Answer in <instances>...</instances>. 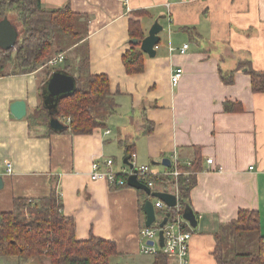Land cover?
Returning a JSON list of instances; mask_svg holds the SVG:
<instances>
[{
  "label": "crops",
  "instance_id": "obj_1",
  "mask_svg": "<svg viewBox=\"0 0 264 264\" xmlns=\"http://www.w3.org/2000/svg\"><path fill=\"white\" fill-rule=\"evenodd\" d=\"M40 1L44 10L68 3L87 21L85 37L63 54L72 55L74 63L88 55L89 72L109 78L116 108L105 126L91 133L48 132L43 116L35 121L32 115L41 104L39 89L49 68L23 74L9 68L10 74L0 77V213L12 209L14 198L47 197L53 182L61 212L75 220L78 239L92 233L114 241L117 255L111 264H152L153 257L140 252L139 235L145 222L141 205L150 197L129 185L114 188L104 179L91 180V163L103 166L111 158V169L121 172L130 167L124 159L130 163L134 152L136 164L164 177L199 151L201 168L188 200L194 225L182 210L192 231L187 264H218L216 233L240 209L257 211L264 236V93H253L249 75L236 66L249 60L264 71V0ZM160 15L165 18L156 55L141 51L142 72L128 74L122 55L132 44L130 21L146 35ZM184 44L188 47L181 53ZM176 68L182 75L172 86ZM230 71L233 82L226 84L221 74ZM17 100L26 104L20 119L10 112ZM225 101L240 103L241 110L224 111ZM209 157L212 164L206 162ZM164 158L170 166L161 163ZM5 160L12 163L11 173ZM167 262L178 264L174 257Z\"/></svg>",
  "mask_w": 264,
  "mask_h": 264
},
{
  "label": "trees",
  "instance_id": "obj_2",
  "mask_svg": "<svg viewBox=\"0 0 264 264\" xmlns=\"http://www.w3.org/2000/svg\"><path fill=\"white\" fill-rule=\"evenodd\" d=\"M3 19L18 28L21 34L13 47L0 48V77L10 74L6 70L7 64L13 65V74L29 73L44 66L46 60L65 49V43L57 40L58 34L75 44L87 33V21L72 12L68 3L54 10H44L40 0H0V20ZM144 36L137 21H130L129 39L140 41ZM137 46L130 44L122 55V63L128 74L143 70V54ZM63 64L60 69L72 75L75 80L73 92L61 96L53 112V116L64 124V128L55 131L49 127L50 116L46 114L42 102L32 119L37 121L43 116L41 121L51 133L88 134L98 127H104L116 108L109 78L105 74L89 72L87 54L79 59L77 67H72L66 57ZM236 66L245 69L249 75L253 93H264V71L255 70L249 60L238 61ZM52 72L53 69L47 71L43 86ZM221 79L226 84L232 83L233 71L221 74ZM43 86L39 89L40 100ZM223 108L226 112H236L241 110V104L225 101ZM63 118H69L70 121L67 123ZM126 152L131 151L127 149ZM200 168L199 151L190 165L178 166L179 170L187 172L177 178L178 199L182 207L189 202V191L196 182L195 173ZM154 179L162 182L164 188L174 183L168 175L155 176ZM138 192L147 196L142 190ZM157 211L167 214L168 219L175 215L174 208ZM142 214L144 216L143 211ZM75 232V220L61 212L59 195L52 182L47 197L33 200V203L25 198H14L12 209L0 213V256H14L18 262L24 263L45 258L49 264H111V258L117 255L114 241L96 237L92 233L86 239H78ZM245 234L255 238L256 252L233 250L230 256L225 257L228 251H225L223 244L236 243ZM216 241L214 255L218 264H264V236L259 234V216L254 209H240L236 219L220 227ZM152 264H168L166 255L156 253Z\"/></svg>",
  "mask_w": 264,
  "mask_h": 264
},
{
  "label": "built area",
  "instance_id": "obj_3",
  "mask_svg": "<svg viewBox=\"0 0 264 264\" xmlns=\"http://www.w3.org/2000/svg\"><path fill=\"white\" fill-rule=\"evenodd\" d=\"M188 44L182 45L180 52L184 53ZM64 61V54L57 53L54 56L46 60L44 66L49 69H54L59 64H62ZM182 69L176 68L172 70L170 74V83L172 86H176L181 78ZM67 123L70 121L69 118H63ZM136 154L134 152L130 153L129 161L132 164L131 167H127L124 171L115 172L111 169L113 160L108 158L105 160L103 166L98 162L93 161L91 163L90 170V179L98 180L104 179L111 186L115 188L124 187L127 184V178L130 175H134L137 181L146 185L151 191L156 190L157 184L163 185L162 182H156L154 177L156 176L150 169L149 165L146 164H136L135 163ZM208 164L214 162L212 157L206 159ZM190 165V162L186 166ZM6 172H12V163L8 160H5ZM250 170L253 169V166L248 167ZM221 171V169H218ZM181 174H187V172H182L178 169V165H175L164 174V176H170L173 178L174 183H171L170 189L167 188L161 189L162 191H167L174 193L176 195V204L173 207H168L163 201L154 198L153 204L155 208V219L150 226L142 225L139 231L140 235V252L145 255H155L158 252H162L166 255L167 258L174 257L178 264H187L188 263V250L190 239L192 237V231H190L185 226L184 219L182 217L183 207L179 203L178 199V188H177V178ZM148 196V195H147ZM149 197V196H148ZM28 202L33 203V199H28ZM174 208L175 215L172 219H168L167 214L157 212V210H164ZM157 212V213H156ZM166 217V222L160 226L161 220ZM161 233L162 244L160 243L159 232ZM152 242V243H150Z\"/></svg>",
  "mask_w": 264,
  "mask_h": 264
},
{
  "label": "water",
  "instance_id": "obj_4",
  "mask_svg": "<svg viewBox=\"0 0 264 264\" xmlns=\"http://www.w3.org/2000/svg\"><path fill=\"white\" fill-rule=\"evenodd\" d=\"M164 18V15H160L158 18H156L149 27L146 35L140 41L137 39L130 40V42L134 45L139 44L140 50L146 53L149 57H154L156 55V48L160 42V33L163 31V25L160 23V20ZM16 39V27L13 26L7 19L0 20V48L8 49L13 47ZM74 88V77L62 71L61 69L52 72L42 87V107L46 110V114L50 116L48 121L49 127L55 131L64 128V124L53 116V112L57 107L58 100L61 96L72 93ZM10 112L17 119L24 117L26 114L25 102L23 100L14 101L10 105ZM124 161L128 163L130 167L132 166V164L127 161V159H124ZM161 163L165 166H170V160L168 158L162 159ZM127 184L133 188L144 191L150 197L146 199L142 205V211L145 215V226H150L155 219V208L153 204L154 198L163 201L168 207H173L176 204V195L174 193L162 190L151 191L146 185L137 181L134 175L128 176ZM2 187L3 180L0 176V189ZM183 216L190 220L191 224H195V214L190 208L189 203H185L183 206ZM165 222L166 217L161 220L159 225L162 226ZM161 233L162 232L160 231L159 236L160 243L162 244Z\"/></svg>",
  "mask_w": 264,
  "mask_h": 264
},
{
  "label": "rangeland",
  "instance_id": "obj_5",
  "mask_svg": "<svg viewBox=\"0 0 264 264\" xmlns=\"http://www.w3.org/2000/svg\"><path fill=\"white\" fill-rule=\"evenodd\" d=\"M16 32H17V37L20 38V34H21L20 30L16 29ZM57 40H59V42H61V43H65V45L63 46V47H65V49L63 51H61V53L65 52L67 49H69L70 47L73 46V44H71L69 42L68 38H66L65 36H63V38H61L60 35L58 34L57 35ZM55 46H56V43H54V48H55ZM82 57H84V55L81 56V58ZM66 58L71 63L70 65L72 67L73 66L77 67L79 61H77V63H74V57H72V55H70V56H68ZM59 65H61V64H59ZM59 65L53 69V72L60 69ZM9 68L12 70L13 65L12 64H7L6 65V70H9ZM223 248H225L226 252L228 251L227 253H225V257H228V256H230V254H231V252L233 250H235L237 252H256V243H255V239H254V237L252 235L245 234L236 243H231V242L230 243H224L223 244ZM151 256L152 255L143 256V257H147L148 259H151ZM0 264H49V263H48V261L45 258L32 259V260H28L27 262L24 263V262H18L17 258L14 257V256H0Z\"/></svg>",
  "mask_w": 264,
  "mask_h": 264
}]
</instances>
